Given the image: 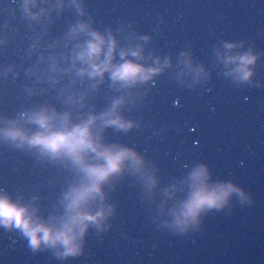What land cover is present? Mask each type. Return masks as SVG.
I'll return each instance as SVG.
<instances>
[{"label": "water", "instance_id": "1", "mask_svg": "<svg viewBox=\"0 0 264 264\" xmlns=\"http://www.w3.org/2000/svg\"><path fill=\"white\" fill-rule=\"evenodd\" d=\"M94 33L102 52L83 59ZM125 63L147 78L116 79ZM83 125L99 148L87 165L105 166L106 148L134 156L80 205L102 213L81 251L35 249L0 222V264H264V0H0V198L61 230L77 212L70 194L93 181L29 141ZM228 184L248 199L233 192L186 231L175 226L197 187Z\"/></svg>", "mask_w": 264, "mask_h": 264}, {"label": "clouds", "instance_id": "2", "mask_svg": "<svg viewBox=\"0 0 264 264\" xmlns=\"http://www.w3.org/2000/svg\"><path fill=\"white\" fill-rule=\"evenodd\" d=\"M95 40L90 42L87 48L81 53V58L94 60L98 57L103 49L104 39L99 34L94 33ZM247 62H251V58H245ZM107 62H105V65ZM105 65H93V74L102 73L105 70ZM139 65L133 63H125L117 67L113 73L116 79L130 80L138 75L143 74V78H147V72ZM35 119L45 128L49 127V120L46 114H39ZM118 123V121H112ZM13 137H23V133L13 131L9 133ZM33 145H40L46 151L53 154L66 153L70 155L77 163L84 167L93 183L86 189L71 193L69 198L72 200L71 207L76 209V215L68 221L61 230H54L43 224L36 225L28 215V210L13 203L9 198H0V222L5 225H14L23 229L25 234L30 237V244L33 248L39 249L41 244L47 242L50 246L63 244L67 248L66 254L75 255L81 251L80 245L76 243L79 236L87 230L88 221H98L97 216L85 214L79 211L80 205L92 192L99 191V184L106 179L111 173L118 171L121 167V162L129 157L134 156L128 149L114 151L111 148H106L100 151V155L106 159L105 166H89L85 163L84 153L88 150L98 151L97 144L91 138L88 125L76 127L72 130L45 132L38 134L29 141ZM207 169L201 167L194 175L199 180L206 176ZM233 192H238L245 199H248L242 189L233 184L222 186L220 189L209 191L206 187H197L192 197L183 205L176 220V227L181 230H187V227L193 223H198L201 213L206 208L223 207L227 202L229 195ZM249 202H251L249 200ZM43 233V236L40 235Z\"/></svg>", "mask_w": 264, "mask_h": 264}]
</instances>
